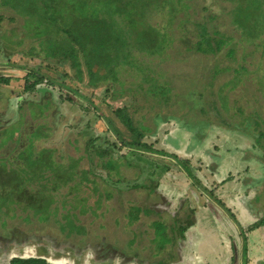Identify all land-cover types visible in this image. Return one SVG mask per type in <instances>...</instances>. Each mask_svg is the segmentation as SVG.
<instances>
[{"label": "rangeland", "instance_id": "rangeland-1", "mask_svg": "<svg viewBox=\"0 0 264 264\" xmlns=\"http://www.w3.org/2000/svg\"><path fill=\"white\" fill-rule=\"evenodd\" d=\"M48 1L36 0L34 6L28 0H0V7L4 8L0 9V16L4 17L0 25V77H13L9 86H0V264H9L12 258H41L50 264H205L211 260L205 259L208 251L214 249L226 256L224 249L232 237L230 229L234 230L237 220H232L233 211L228 206L224 208L219 203L220 196L231 200L239 191L238 198L243 199L244 190L237 186L236 175L252 174L255 180L264 181V139L260 145L255 140L259 133L264 135V123L255 131L252 119L245 121L253 113L264 120V102L254 99L259 98V93L254 96L259 89L258 79L264 77V36H260L261 41L246 42L236 26L243 27L242 33L251 38L246 33L251 31L256 14H252L250 4L246 0H183L184 6H176L174 26L168 24L167 9L152 18L154 26L164 27L172 34V54L179 52L176 61L169 60L170 71L159 62L150 64L175 86H171L173 99L178 96L183 106L180 109L181 104L175 103L179 106L175 110L168 100L169 104L154 101L153 95L160 96L163 90L155 87L147 94V84L141 83V77L131 67L117 69L120 83L112 84L107 79V58L117 51L105 53L93 66L96 83L92 86L99 84L98 78L106 81L91 87L85 72L79 81L75 69L65 59H54L53 51L47 47H58V31L68 29L88 49L86 43L93 36L84 32L82 25L91 23L86 18L79 22L74 16L66 21L57 18L53 22L57 25L50 27L42 18L27 15L34 14L35 7L43 12L40 7ZM53 4L60 5L57 0ZM261 12L264 13V4ZM6 17L15 20L9 23ZM17 26H23L20 34L13 31ZM212 39L225 42L220 53H210L206 42L215 51ZM198 44L207 53L198 52ZM66 46L61 47L62 51ZM122 49L118 54L125 53ZM232 49L233 58H229L227 52ZM240 57L247 69L242 73L243 79L240 81L238 75L234 82L243 84L227 87L222 93L218 88L233 80ZM226 68L225 73L214 77L216 70ZM30 70L39 72L48 82H43L36 92L24 89ZM163 108L173 119L189 118V124L204 123L238 135L243 131L251 135L245 139L252 140L253 151L248 157L239 155L230 164L234 167L231 171L229 166L218 169V177L193 159L190 177L171 158L163 160L150 153L144 157L121 149L120 139L128 143L136 140L129 130H136V116L142 117L144 111L165 115ZM144 116L149 121L153 117ZM158 140L146 135L144 142L171 156L162 145L159 147ZM93 144L108 150L114 147L112 155L117 166L112 162L113 170L105 169L94 156L90 149ZM72 165L77 166L75 173ZM37 167L43 169L34 173ZM223 180H227L225 186ZM251 187L261 189L264 185ZM22 188H29L20 196L22 201L6 207L13 199L11 194L16 195ZM37 198L43 201V209L36 210L32 205ZM50 200L55 201L50 205ZM134 208L149 211V216L139 215V221H131L128 217ZM37 212L40 215L33 216ZM56 214L65 224L73 223L72 218L77 216L78 225L86 227L87 235L65 239L54 228L53 220L49 221ZM44 220L48 227L40 226ZM157 220L164 221L166 236L174 239L172 246L160 252V236L155 237L152 227ZM189 224L184 241L185 237L180 239L178 233ZM235 242L234 255L238 247Z\"/></svg>", "mask_w": 264, "mask_h": 264}, {"label": "trees", "instance_id": "trees-1", "mask_svg": "<svg viewBox=\"0 0 264 264\" xmlns=\"http://www.w3.org/2000/svg\"><path fill=\"white\" fill-rule=\"evenodd\" d=\"M34 1L36 0H28V2L32 4H34ZM53 1L54 0H49L46 4L40 7L44 9L43 12H39V7H35L34 14L30 12L27 15H30L31 17L39 18V20L42 18V21L50 27L57 25L56 23H53L57 18H59V21L60 19L62 21H66V19H68L69 17H74V16L78 18L79 22L81 19L86 18V20L91 23V24L85 23L82 25V30L86 33H91L93 36V38L89 40L90 43L89 44L86 43L89 47L88 49L85 48V43H81L78 41L77 38H74L73 35L70 34V31L68 29H62L61 31H58L59 35H61V41L57 40L59 44L58 47L53 49L47 47V49L53 51L54 59L55 58L56 59L60 58L61 60L65 59V61L69 63L70 68L75 69L76 77L79 79V81L83 79L84 72L89 78V85L91 87H98L101 82L106 81L102 77L98 78V80H100L99 84L96 86H92V84L96 83V79H94L95 72L93 70V66H95V61L99 60V58H102L105 55V53L107 52L113 53L117 51V53L112 55V57L107 58L110 60L108 65L110 69H109V73L107 74V79H111L112 84L120 83L119 70H117L119 67H123L124 70L127 67H131L136 72V74L141 77V83L147 84L148 86L147 94L153 92L155 87L163 90V93L160 94V96L151 94L153 95L152 99H154V101L160 103L161 100H163L165 103H168L166 101L168 100L169 103L171 102L172 104L171 107H174L175 110L179 109V106L176 105L181 104L180 102L181 100L180 101L177 100L178 96H174L176 99L175 100L173 99V88L171 86L174 85H171L170 82L165 80L163 76L159 74V72H155L151 68L150 64L159 62V64H162V67H165L167 70L170 71V69L172 68V66L170 65V61L172 62L176 61L175 56H177L179 52H177V54L176 53L172 54L171 52L172 43L175 42V40L172 38V34L170 32L168 34L167 29L164 27L162 28L157 25L154 26L152 24V18H154V16H157L159 12L167 9L168 24L169 26L171 25L174 26L176 23L175 18L177 13L176 6L177 5L184 6L183 0H57V3L60 4L59 6H55L53 4ZM238 1L240 2L242 0H238ZM246 1L250 4L251 9L253 10L252 14L254 13L256 14V17L252 19L253 24L251 31L246 33L251 38L247 39L246 36L242 33L243 27L239 26L238 24H236V26L241 31V35L246 42L254 43L255 41L260 40V36L262 38L264 36V13L261 12V9L263 8L264 0H246ZM34 6L36 5L34 4ZM0 9L4 10V8L2 7H0ZM3 19L4 17L0 16V25ZM6 19L8 20L9 23L14 22L15 20L14 18H10V17H6ZM21 27L23 26H17L16 28L13 29V31H16L18 32V34H20L19 32ZM16 29H18V31ZM214 34L217 35L216 32ZM205 36H206L205 32L201 34V37L205 38ZM212 40L213 43H215V47H216L215 51L210 46V44L206 42V45H208L209 47L208 49L210 53H214V52L220 53L221 51L220 48L222 47V45L225 44V42L223 40H218V39L215 40L212 39ZM15 43L17 44L18 42ZM64 44H67V46L66 49L62 51L61 47ZM122 47L124 50L122 49ZM119 49H122L125 53L123 55L118 54ZM196 50L201 53H207L201 49V44L197 45ZM92 53L97 54V56L95 57L91 56ZM233 54H234V50L233 49L229 50L227 52V57L233 58ZM136 56L140 57L141 59L139 58L137 60ZM45 58L48 59L47 57H44V59ZM167 60L168 62L166 64L165 61ZM236 62L238 65L237 66L238 71L235 77L233 78V80L231 82H226L223 86H220L218 88V90L220 89L222 93L223 91H225V89L228 88L232 89L234 87H238L239 84H243L240 83V81L243 79V78L241 79L242 73L247 69V66L244 63L243 57L237 59ZM46 69H48V66ZM83 69L85 70L83 71ZM227 70H228L227 68L216 70L214 73V77L217 76L219 73L220 74L225 73ZM27 73L28 75L25 78L24 89L25 91L28 92L31 91L36 92L37 88L42 87L43 82H45L46 80L39 75V72H35V70H30ZM238 75H239V80L240 79L241 80L238 82H234L235 80H237ZM12 79L13 77L11 76L10 77L1 76L0 86H9L13 81ZM30 81H33V83L31 82L32 84L31 83L28 84V82ZM47 83L48 82L46 81V84ZM178 84H180V82ZM257 84H258L257 87L259 89L255 91L254 96L259 93V98H254V99L259 100V102L263 104L264 77L262 79L261 78L258 79ZM200 95H203V93H200ZM172 100L174 101L172 102ZM182 107L183 106L181 104L180 109ZM262 108L264 109V106H262ZM161 111L165 113V115H162L161 113L154 115L151 114L150 112L147 113L144 111V115H146L148 118L150 115L153 116L152 120L150 121L149 119L147 120L144 115H142V117L136 116V130L129 127V130H131V132L134 135H136V140L134 141V143H128V141L119 138L121 143L120 147L121 149H128L129 151L136 152L137 155L141 154L144 157H146V155L150 153L155 157H160V159L166 157L171 158L175 160L178 165L184 167L185 171L190 175V177H193L189 164L181 161L178 158H175L174 156L173 157L168 156L166 153L162 151H157L154 149L153 144H147L146 142H144L146 135L147 136L155 135L156 131L158 130V127L160 126V122L168 123L169 121H174L177 124H183V125L189 124L188 122H191L189 118L186 119V118L178 117L176 119H173L172 116L166 115L167 113L164 108ZM202 114L204 115L205 113ZM136 115H137V111H136ZM249 119H252V124L254 126L253 129L255 131H257L256 129H261V126L264 123L262 121L264 120L259 118L256 113H253L252 116L247 117L245 121ZM148 121L150 123L149 125H147ZM128 122L130 123L129 119ZM220 125L223 126L222 124ZM263 139H264V135L259 133V136H256L255 139L256 144L257 145L263 144L262 142ZM91 148L94 156L95 157L97 156V159L103 163L105 169L113 170V168L117 166L113 160V155H112V153L114 152L113 150L114 147L108 150V149H104L102 146H96V144L95 145L93 144V146H91L90 149ZM38 158L41 160L40 157ZM38 158H36L35 160H38ZM112 162L115 163V166H112L113 164ZM72 167H73L72 171H74L75 173L77 171V166L72 165ZM32 168L35 167L32 166ZM41 169H43V167H37L34 173H37V171L39 172V170ZM165 169L168 171L170 170L169 167ZM11 177L15 178L17 177V175H11ZM21 190H18L16 195L11 194V198L13 199H11V202L6 207L16 206L22 201L20 196H22L24 190L27 189L22 188ZM106 198H108V196H106ZM34 201L35 200L33 199L30 202L33 203ZM36 201L39 203H37ZM36 201L32 204L35 205V209L36 210L43 209V206L40 203L43 201L39 200L38 198ZM54 201L55 200H52L50 202V205ZM39 215L40 214L37 212L33 216H39ZM42 215L47 216L46 213ZM65 215L67 214L65 213ZM139 215L149 216V211H146L144 209L134 208L130 210L128 218H130L131 221H139L140 219ZM43 216H41V218H43ZM55 216H57V214L51 215L49 221L53 220L51 222H53L54 228L58 231L59 234H62L65 237V239L71 238L72 236H75L76 238H81L87 235L86 227L78 225L79 219L77 218V216H74V218H72L73 223L70 224L69 223L65 224V222H62L63 220L61 216L59 217H55ZM45 222L46 221L44 220L42 224L40 223V226L48 227V223ZM164 224L165 223L162 220H157V222H154L152 224L155 237L158 235L160 236L161 242L159 245V252L164 251L168 245L174 243V239L171 238L168 239V237L166 236V227L164 226ZM189 227L190 224L185 228L183 227L180 228L178 233L180 239H183L184 234ZM9 264H50V263H48L45 259H41V258H27V259L12 258L9 261ZM166 264L169 263L167 262Z\"/></svg>", "mask_w": 264, "mask_h": 264}, {"label": "crops", "instance_id": "crops-1", "mask_svg": "<svg viewBox=\"0 0 264 264\" xmlns=\"http://www.w3.org/2000/svg\"><path fill=\"white\" fill-rule=\"evenodd\" d=\"M246 136L250 137L251 135L243 133V131L238 135L224 128L204 123L183 125L169 121L168 123L160 122L154 138H160L158 140L159 147L162 145L172 157L176 156L175 158L189 165L191 160L196 159L203 163L202 167L213 170L215 176L218 177V169L229 166L231 171L234 167L230 164L234 163L239 155L248 157L247 155L252 153L254 148L252 140L248 141L245 139L248 138ZM241 169L243 170V168ZM247 171L249 168L246 169ZM184 172L188 175L186 171ZM239 175H236L235 177L239 178L235 179L238 182L237 186L243 187L242 197L246 202H242L243 199L238 198L239 191L234 194L231 200L226 199L224 195L220 196L221 201L219 200L222 207L228 206V209L233 211L230 212L232 220H237L234 223V230L230 229L232 237L227 240L229 243L226 245L229 247L224 249L226 256L220 254L221 250H209L205 259L210 257L211 260L204 261L205 264L215 263L219 260L221 264H264V187L261 189L251 187L253 185L262 186L264 181L263 178L255 180L252 174ZM223 181L221 183L225 186L227 180ZM233 240L238 243L237 254L235 253L237 259L232 253L235 248L232 244ZM187 256L188 253L184 255L186 258ZM179 257L181 258L182 255ZM181 264L185 263L181 262Z\"/></svg>", "mask_w": 264, "mask_h": 264}]
</instances>
